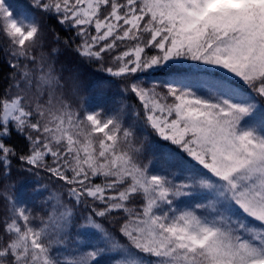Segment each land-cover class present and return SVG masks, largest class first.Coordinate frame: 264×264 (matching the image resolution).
I'll use <instances>...</instances> for the list:
<instances>
[{"label": "snow or ice", "instance_id": "obj_1", "mask_svg": "<svg viewBox=\"0 0 264 264\" xmlns=\"http://www.w3.org/2000/svg\"><path fill=\"white\" fill-rule=\"evenodd\" d=\"M0 264H264V0H0Z\"/></svg>", "mask_w": 264, "mask_h": 264}, {"label": "trees", "instance_id": "obj_2", "mask_svg": "<svg viewBox=\"0 0 264 264\" xmlns=\"http://www.w3.org/2000/svg\"><path fill=\"white\" fill-rule=\"evenodd\" d=\"M17 5H23L24 3L27 2V0H15ZM185 67H187V65H185ZM95 66H92L91 69L89 68H85L84 69V91L81 93L82 96L87 97L88 93H87V87H88V83L89 81H92L95 79L96 77V73L94 72ZM223 75V74H222ZM117 91V89L114 87L113 88V92ZM120 98L119 97H113L112 98V102L115 104L119 103ZM129 103H131L132 101H128Z\"/></svg>", "mask_w": 264, "mask_h": 264}]
</instances>
